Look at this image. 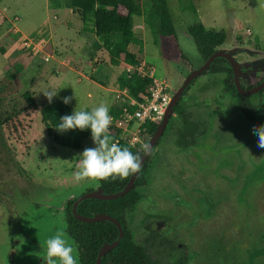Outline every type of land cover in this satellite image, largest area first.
Listing matches in <instances>:
<instances>
[{
  "label": "flooded vegetation",
  "instance_id": "obj_1",
  "mask_svg": "<svg viewBox=\"0 0 264 264\" xmlns=\"http://www.w3.org/2000/svg\"><path fill=\"white\" fill-rule=\"evenodd\" d=\"M225 43L217 50L234 64L218 58L192 81L145 163L126 219L135 264H264V149L253 133L264 125V45ZM183 53L185 81L207 59Z\"/></svg>",
  "mask_w": 264,
  "mask_h": 264
},
{
  "label": "rangeland",
  "instance_id": "obj_2",
  "mask_svg": "<svg viewBox=\"0 0 264 264\" xmlns=\"http://www.w3.org/2000/svg\"><path fill=\"white\" fill-rule=\"evenodd\" d=\"M70 1L0 0V9L5 7L3 12L8 19L5 24L11 28V31L6 29L0 34V85L12 90L7 93L6 103L29 91L40 104H50L43 92L58 90L52 102L71 96L73 99L69 104L76 111L106 104L111 114L115 93L123 89L121 79L129 73L127 68L109 63L108 55L102 51L101 40L91 30L93 21L85 24L77 16L68 15ZM139 1L143 16L136 17L135 22L137 29L144 32L136 30L133 49L141 60L155 67L157 78L178 88L187 70L181 73L176 68L184 69L186 61L170 59L162 52L155 33L158 21L151 15L149 0ZM168 1L180 47L194 60L199 51L189 28L197 22H202L208 29L226 31L227 40L222 47L238 42L239 38L244 44L255 46L257 39L264 45V0ZM48 5L50 8L47 9ZM55 8L60 9L59 20H51ZM47 20H50L58 40L61 35L71 37L77 42L76 50L83 43L84 50L79 54L86 53L87 62L70 60L60 73L56 72L57 63L50 55L55 43L53 45L48 32L45 48L33 50L32 47L40 43L39 31L48 26ZM115 39L116 36L112 35L111 40ZM25 41L32 42V46L25 45ZM96 56H99L98 61L93 59ZM99 65L103 70L94 71L93 66ZM204 78L206 75L200 76L198 81ZM10 148L8 142L0 138V264H44L45 242L57 231H64L73 242L74 255L80 264L77 245L67 234L65 202L71 196L76 197L98 185V182L74 180V169L79 165L83 151L58 148L50 167L30 163L29 173L23 174Z\"/></svg>",
  "mask_w": 264,
  "mask_h": 264
},
{
  "label": "trees",
  "instance_id": "obj_3",
  "mask_svg": "<svg viewBox=\"0 0 264 264\" xmlns=\"http://www.w3.org/2000/svg\"><path fill=\"white\" fill-rule=\"evenodd\" d=\"M151 15L158 21L155 29L157 43L162 52L171 59L186 60V56L180 48L179 37L175 26V20L168 0H149ZM71 7L76 9L83 22L93 21V29L102 42V48L108 55L109 63L124 68L134 67L130 75L121 79L120 86L128 88L131 94L139 98L143 94H149L151 79L142 76L136 69L141 60L137 54L129 49V45L136 42V17L143 16L142 3L139 0H71ZM147 19V18H145ZM149 20V19H148ZM147 21V20H146ZM7 18L0 13V34L6 29ZM199 53L204 59H208L227 40L224 30L208 29L202 22H197L189 28ZM120 32L122 40L113 42L111 34ZM223 61L217 59L215 62ZM8 88V89H7ZM12 92L10 87L0 85V138L5 139L11 147L12 157L16 160L19 170L29 173L30 163L38 166L50 167L53 155L58 148H68L75 151H84L93 147L90 129L69 130L59 132L56 127L60 118L70 115L74 109L70 104H64L57 100L50 104H40L29 91L24 92L18 99L14 98L6 103L7 93ZM92 109L81 111L91 112ZM181 112L179 106L175 109ZM116 114L115 108L110 110ZM158 123L148 122L147 136H151ZM145 137V141L147 140ZM121 148L127 147L133 154L142 153L141 144L130 146L121 142ZM144 165L135 186L125 195L113 200L89 199L81 202L78 211L85 216L94 212L107 213L117 218L125 228V235L120 244L110 250L102 259V264H135L129 253L135 246L133 235L128 230L126 219L141 199L136 190L139 185L146 182ZM79 169L76 165L74 171ZM125 180H102L98 184L106 192H114L122 189L128 182ZM93 188H88L87 191ZM65 219L67 222V234L77 245L80 264H96L99 249L104 242L113 241L118 237L117 227L108 221L83 222L72 212L74 199L65 202Z\"/></svg>",
  "mask_w": 264,
  "mask_h": 264
},
{
  "label": "clouds",
  "instance_id": "obj_4",
  "mask_svg": "<svg viewBox=\"0 0 264 264\" xmlns=\"http://www.w3.org/2000/svg\"><path fill=\"white\" fill-rule=\"evenodd\" d=\"M57 91L43 92L49 103L57 95ZM72 99L71 96L64 97L63 103L69 104ZM111 122L112 117L106 104L93 108L91 112L74 110L72 114L60 118L57 131L63 133L69 130L90 129L91 139L95 145L85 148L80 154L79 169L74 173L76 182L125 180L141 170L142 157L139 154H133L127 147L121 148L112 142ZM253 133L258 136L257 147L264 149V125H254ZM151 147L148 143L141 145L145 156L150 154ZM45 248L44 264H77L75 247L64 231H57L53 237L48 238Z\"/></svg>",
  "mask_w": 264,
  "mask_h": 264
},
{
  "label": "built area",
  "instance_id": "obj_5",
  "mask_svg": "<svg viewBox=\"0 0 264 264\" xmlns=\"http://www.w3.org/2000/svg\"><path fill=\"white\" fill-rule=\"evenodd\" d=\"M28 47L32 46L29 41L24 42ZM33 50L37 47H32ZM134 67H128V75ZM144 77L151 79L149 94H143L139 98L133 96L128 88L118 90L115 96L113 108L116 114H110L112 122L110 125V134L112 142L127 143L130 146L142 145L147 136L146 123H158L170 101L171 90L167 81L161 80L155 76V67L145 60H142L136 68ZM149 136H147L148 140Z\"/></svg>",
  "mask_w": 264,
  "mask_h": 264
},
{
  "label": "water",
  "instance_id": "obj_6",
  "mask_svg": "<svg viewBox=\"0 0 264 264\" xmlns=\"http://www.w3.org/2000/svg\"><path fill=\"white\" fill-rule=\"evenodd\" d=\"M218 58H224V59L230 61L231 63H233V60L230 56V52L226 51L225 49H219V50L215 51L205 61V63L201 67L193 70L188 75V77L186 78L184 83L172 95L171 101H170L162 119L158 122V126H157L155 132L151 136H149V138L147 140V143L150 144L152 147H151L150 154L145 156L144 152L142 151V153L140 155L142 157L141 170L139 171V173L130 176L128 182L125 184V186L122 189H119V190L114 191V192H106L103 188L97 187L91 191L85 192L84 194H82L78 197H75V196L70 197V199H74V203L72 206V212L79 220H81L83 222L108 221V222L114 224L118 229V237L116 239H114L113 241L104 242L102 244V246L100 247L99 253H98V256L96 259V264H102L103 257L110 250L114 249L115 247H117L120 244V242L122 241V239L125 235V228H124L123 224L117 218H115V217H113L107 213L94 212L90 216L82 215L78 211L79 204L81 202H83L85 200H89V199H97V200H103V201L113 200V199H116V198H119V197L125 195L134 187V185H135L138 177L140 176V173H141L146 161L149 159L151 153L153 152V150L155 149L156 145L158 144L160 138L162 137L171 116L175 113V107L177 106V104L181 100V98L184 95L187 87L192 83V81L195 78H197L201 73L206 71L212 65V63Z\"/></svg>",
  "mask_w": 264,
  "mask_h": 264
},
{
  "label": "crops",
  "instance_id": "obj_7",
  "mask_svg": "<svg viewBox=\"0 0 264 264\" xmlns=\"http://www.w3.org/2000/svg\"><path fill=\"white\" fill-rule=\"evenodd\" d=\"M50 0H48V2H49ZM48 4V3H47ZM48 8H50V6L48 5V7H47V9ZM68 9H69V13H68V15L69 16H77L78 18H79V20H81L82 22H83V20H82V18H81V16H80V14H79V12L76 10V9H74L73 7H71V6H69L68 7ZM5 10V7L1 10L0 9V13L4 16V17H6L5 16V14H4V11ZM53 11H54V15H53V18H51V20L52 19H56V20H59V17H60V9L59 8H55V9H53ZM7 18V17H6ZM8 20V19H7ZM143 20H145V19H143ZM138 21V20H137ZM47 23H48V26H46V28L45 29H43V30H40L39 31V33H41L40 34V36H38V40L40 41V43L38 44V45H36V49H44L45 48V45H46V43H47V41H48V38L47 37H45L46 36V33L48 32L49 33V38H50V40L51 41H53V45H54V43H55V46H52V53L53 54H50L51 55V59L53 58L54 59V61L57 63V66H55V68H54V70L56 71V72H61V69L63 68V67H65V66H67V64H68V62L70 61V60H72V61H77V59L78 60H83L82 62H87V54L86 53H83V55L82 56H80V54H82V51L84 50V48L82 49V46H83V43H81L80 44V46L78 45V47H77V50L75 49V46H76V44H77V42H75V40L73 41V39L71 38V37H67V35H61L60 37H59V40H58V36H57V34H56V32H55V30L54 29H52V27L50 26V20H47ZM84 23V22H83ZM137 22L135 23V29L136 30H140V31H142L143 29H137ZM5 27H7V26H5ZM8 28V31H11V28L10 27H7ZM142 28H143V26H142ZM14 32H17V30L16 31H14ZM143 32H144V30H143ZM116 36V39H115V41H113V42H120L121 40H122V34L120 33V32H114V33H112L111 34V36ZM32 43V42H31ZM135 44H133V43H131L130 45H129V49L132 51V52H134V53H136L135 51H134V49H133V46H134ZM102 51L104 52V50L102 49ZM80 53V54H79ZM105 53V55H107V53L106 52H104ZM67 54H69V55H71V57L70 58H67V57H65L64 58V56L65 55H67ZM54 55V56H53ZM138 56V55H137ZM99 56H96L95 58H93L94 59V61H98V58ZM46 58H48V60H49V58H50V56H48V57H46ZM89 58V57H88ZM139 58V57H138ZM140 59V58H139ZM141 60V59H140ZM144 60V59H143ZM142 61V60H141ZM146 61V60H145ZM147 62V61H146ZM88 65H91L90 63H88ZM103 66L102 65H99V66H97V67H94L93 66V70L94 71H102L103 69ZM69 69H73L74 70V68L73 67H69ZM102 69V70H101ZM115 90H117V88H115L114 89V93H115ZM116 94V93H115ZM113 103H115V102H113ZM112 103V104H113Z\"/></svg>",
  "mask_w": 264,
  "mask_h": 264
}]
</instances>
